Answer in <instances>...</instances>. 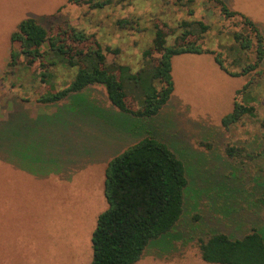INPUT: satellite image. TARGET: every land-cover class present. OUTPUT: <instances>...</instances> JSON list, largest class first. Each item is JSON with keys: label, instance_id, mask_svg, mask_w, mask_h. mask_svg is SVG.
I'll use <instances>...</instances> for the list:
<instances>
[{"label": "rangeland", "instance_id": "obj_1", "mask_svg": "<svg viewBox=\"0 0 264 264\" xmlns=\"http://www.w3.org/2000/svg\"><path fill=\"white\" fill-rule=\"evenodd\" d=\"M224 2L252 19L264 35V0ZM183 3L113 0L103 10H91L69 0H0V122L8 121L11 135L21 133L15 140L23 156L19 167L17 158L0 161V264H91L92 235L108 208V163L148 135L185 164L189 183L180 221L151 242L136 264H209L201 258L199 239L214 233L242 238L253 229L264 235V206L259 202L264 197V63L260 75L237 78L223 71L213 54L178 56L172 70L175 91L150 120L120 115L103 86L81 95L90 102V111L84 104L74 113L80 118H67L64 112L78 107L73 99L57 105L37 102L48 90L40 83L38 66L15 73L7 67L11 35L21 21L33 18L54 33L71 25L94 34L105 47L120 48L117 60L135 71L152 42V20L163 18L172 26L181 20L208 24L204 45L222 53L231 72L238 71L230 66L226 48L233 44L232 33L241 29V19H225L218 3L210 0H194L191 8L187 0ZM122 19H138L143 30H120L116 23ZM53 70L57 88L71 82V70ZM249 81L256 85V117L224 128L222 120L232 112L237 91ZM37 143L47 145L48 157L39 159L43 163L33 154ZM229 147L256 157L230 159L225 154Z\"/></svg>", "mask_w": 264, "mask_h": 264}, {"label": "trees", "instance_id": "obj_2", "mask_svg": "<svg viewBox=\"0 0 264 264\" xmlns=\"http://www.w3.org/2000/svg\"><path fill=\"white\" fill-rule=\"evenodd\" d=\"M179 1L185 5L183 0ZM210 1L218 3L225 19H241V29L232 33L233 44L226 48V55L232 58L230 66H235L236 72L226 67L222 53L217 54L204 45L210 31L208 24L181 20L172 26L163 18L152 20L153 39L143 51L142 64L135 71L117 60L121 55L120 48L105 47L94 34L71 25L54 33L33 18L21 21L11 35L7 67L15 73L21 67L28 71L38 66L40 83L48 90L37 102L57 105L73 99L78 107L76 111L66 110L67 118H80L74 113L81 112L84 104H87L85 111H90V102L81 95L92 86H103L120 115L128 120H150L159 115L175 91L172 70L173 60L178 56L213 54L217 65L231 77L263 73L264 35L260 28L246 15L232 11L224 0ZM69 2L87 5L91 10H103L113 4V0ZM187 3L186 6L191 8L194 0H187ZM193 12L191 9L189 14L193 15ZM116 25L120 30H143L138 19L118 20ZM107 54L116 61H108ZM58 66L73 72L66 87L57 88L56 70L53 69ZM255 87V83L249 81L237 91L232 112L222 120L224 128L240 124L246 117H256ZM135 102L141 107L135 108ZM24 121L27 123L26 119ZM7 122H0V161L6 163L7 157L17 158L16 167H19L22 145L15 138L21 133L11 135L6 129ZM46 146L43 143L33 146L38 163L44 162L39 159L48 157ZM225 154L240 162L256 157L236 147L227 148ZM188 183L185 164L166 144L151 135L112 158L105 172L104 192L108 208L100 214L92 235L91 264H136L151 242L172 232L180 221ZM257 186L261 185L257 183ZM259 202L264 206V197ZM198 246L202 260L209 264H264V235L257 229L242 238L214 233L199 239Z\"/></svg>", "mask_w": 264, "mask_h": 264}]
</instances>
